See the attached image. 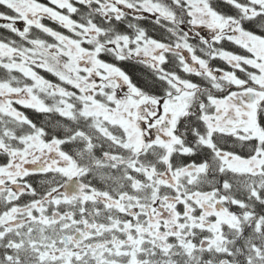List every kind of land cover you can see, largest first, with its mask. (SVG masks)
I'll return each mask as SVG.
<instances>
[{
	"label": "snow or ice",
	"instance_id": "6c2138e0",
	"mask_svg": "<svg viewBox=\"0 0 264 264\" xmlns=\"http://www.w3.org/2000/svg\"><path fill=\"white\" fill-rule=\"evenodd\" d=\"M0 264H264V0H0Z\"/></svg>",
	"mask_w": 264,
	"mask_h": 264
},
{
	"label": "flooded vegetation",
	"instance_id": "af4514ba",
	"mask_svg": "<svg viewBox=\"0 0 264 264\" xmlns=\"http://www.w3.org/2000/svg\"><path fill=\"white\" fill-rule=\"evenodd\" d=\"M41 74L46 75V78H52L49 74H45V73H43V72H41Z\"/></svg>",
	"mask_w": 264,
	"mask_h": 264
}]
</instances>
